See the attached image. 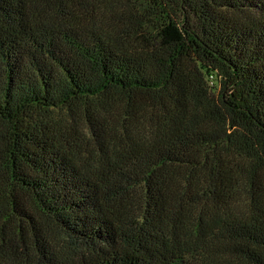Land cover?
Listing matches in <instances>:
<instances>
[{"label":"trees","instance_id":"trees-1","mask_svg":"<svg viewBox=\"0 0 264 264\" xmlns=\"http://www.w3.org/2000/svg\"><path fill=\"white\" fill-rule=\"evenodd\" d=\"M0 264H264V0H0Z\"/></svg>","mask_w":264,"mask_h":264},{"label":"rangeland","instance_id":"rangeland-1","mask_svg":"<svg viewBox=\"0 0 264 264\" xmlns=\"http://www.w3.org/2000/svg\"><path fill=\"white\" fill-rule=\"evenodd\" d=\"M58 242L62 245H70V241L66 239L65 237H63L60 230H58ZM24 252H26V250H24Z\"/></svg>","mask_w":264,"mask_h":264}]
</instances>
